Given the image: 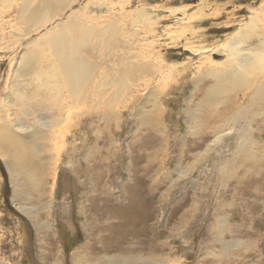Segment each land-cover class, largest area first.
Instances as JSON below:
<instances>
[{"label": "rangeland", "instance_id": "1", "mask_svg": "<svg viewBox=\"0 0 264 264\" xmlns=\"http://www.w3.org/2000/svg\"><path fill=\"white\" fill-rule=\"evenodd\" d=\"M78 1L67 0L69 10L78 11V7H84L89 0ZM203 1L214 4L204 9L207 17L211 16L192 22L193 32L177 28L173 17L179 15L175 14L164 20L156 19L153 30L157 37L153 38L148 29L151 26L137 19L143 9L152 8L148 12L151 17L165 16L167 10L182 14L184 9L195 10L194 6ZM0 2V27L7 32L8 24L12 25V30H19L22 25L16 19L15 9L19 1ZM104 2L100 14L106 12L107 16L121 13L118 7L107 8L109 2L125 3L121 14H127V39L130 34L133 39H140L135 46L127 42V55L128 52L129 55L142 53L144 48L148 52L150 48L145 44L158 38L153 57L160 58L163 67L175 68L165 81L152 82L161 105L160 113L154 115L155 110L153 115L149 114L153 109V100L149 103L146 98L150 87L139 95L127 89V94L112 109V118L105 123L100 116L102 120L94 135L97 149L89 148L96 156L88 155L87 148L91 146L88 138L93 134L84 128L85 120L89 119L86 115L81 117L83 128L67 139L66 147L59 155L57 153L56 162L48 159L52 151L42 153L41 164L36 161L38 168L32 176L38 181H47L48 187L44 191H28L32 198L30 203L39 210L38 222H46L50 227L39 232L35 222L19 209L17 190L10 182L6 160L0 156V264H73V254L77 258L84 255L91 264H98L100 257L109 255L149 259L151 264H264V101L252 103L247 91L241 90L226 97L227 101L216 110L203 108L201 98L213 81L204 78L201 81L200 75L212 61L220 60V64L228 58L217 48L207 54L194 52L201 50L200 47L218 46L236 33L234 25L244 26L249 18L263 15L264 0ZM215 6L217 11L212 12ZM87 7L88 3L84 9L89 10L87 16L99 11L96 6ZM179 30L184 33L175 35ZM4 41L3 52L9 48L8 35ZM121 51V47L114 50L115 53ZM16 52H11L0 64L1 83L9 59ZM208 60L211 62L199 65ZM131 78L127 80L129 85L134 79ZM133 95L136 98H132ZM244 108L245 115L241 118ZM141 110L145 114L143 118L150 121L149 126H140ZM103 111L100 110L99 115ZM188 111L199 119L205 118L209 130L198 135L202 144L192 151L188 150L189 143L199 141L197 135L189 134L188 127L201 119L189 120ZM227 125L235 129L234 132L194 161L195 155L213 141L212 130L226 132ZM239 134L245 139L238 137ZM84 158L88 159L87 163ZM91 164L94 169L86 173ZM248 189L254 190L253 194ZM120 232H125L122 234L127 240V253L107 252L103 246L120 237Z\"/></svg>", "mask_w": 264, "mask_h": 264}, {"label": "bare ground", "instance_id": "2", "mask_svg": "<svg viewBox=\"0 0 264 264\" xmlns=\"http://www.w3.org/2000/svg\"><path fill=\"white\" fill-rule=\"evenodd\" d=\"M18 1V7H14L18 14L16 19L23 27L14 31L11 29L12 25L7 24L11 29L7 32L5 28L0 27V64L7 59L11 52L17 50L15 55L8 58L9 64L4 82L0 81V90H2L0 91V156L5 158L10 182L14 183L17 190L19 209L35 222V228L39 232L41 229L46 230L50 227L46 222H38L37 213L39 210L34 206L35 204L30 203L32 198L29 192L38 189L44 191L48 187L47 181H38L37 177L32 176L38 168L36 161H40L41 154L52 151L48 159L56 162L60 150L66 147L67 139L72 138L74 131L79 133L83 128L81 117L86 115L89 119L85 120L84 128L93 134L88 138L91 145L87 148L88 155L96 156L89 148L97 149L94 145V135L96 127H99V120L103 119L102 121L107 123L112 118V109L120 98L127 94V89L129 92L132 90L139 95L141 91H145L149 87L146 98L149 103L150 100H153L151 103L153 109L152 113L150 111L148 113L153 115V112L157 110L154 115H159L161 105L157 102L158 95L152 87V82L155 79L160 82L165 81L167 76L174 73L175 68L172 66L171 69H167L163 67V62H159L160 58L157 60L153 57L154 43L158 42V38L148 41V45L145 44L150 48L148 52H145L146 48H144L142 53L136 52L129 55L128 52L127 55V42L135 46L140 39H133L131 34L127 39L128 32L125 24L127 14H121L125 6L123 2H119L117 5L109 2L106 5L107 8L111 9L112 7L114 10L115 7H118L121 9V13L120 16H115L113 14L115 12L107 16L106 12L100 14L101 11L103 12V9L100 8L106 4L104 0L103 2L102 0H89L87 1L88 7L96 6L99 11L96 15L87 16L88 9L84 11L87 3L84 7H78V11L76 9L71 11L67 0ZM76 1L78 0H73V2ZM211 5L214 4H206L203 1L194 6L195 10L184 9L182 14L167 10V15L159 14L158 17H151L148 12L150 13L152 8H148L143 9L144 12L137 19H142L143 23L151 26L148 29L153 38L156 36L155 30H153L157 23L156 19L164 20L170 15L175 16V14L179 15L173 17L175 26L180 27V30L184 32L192 31V22H200L211 16L209 14L207 17L208 14L206 15L204 12V9ZM216 8L215 6L212 12H216ZM66 11L67 14L64 15ZM261 11L264 12V6ZM60 12H62L61 15ZM234 27L236 33L218 46L216 45L212 49L200 47L199 49L203 51L194 50V52H200L199 54H207L214 52V49L217 48L222 50L228 58L226 62L224 61L225 63L221 62L222 65L219 64L220 60L212 61V64L209 63L211 66L200 75L199 80L201 81L203 78L213 81L201 98L202 107L206 110H216L218 106L223 105L226 97L241 90L247 91L252 103L264 101V13L259 17L249 18L244 26L234 25ZM180 30L174 34L184 33ZM6 35L10 38L9 48L8 45H5L8 49L3 52ZM32 35L35 38L31 39ZM140 38L147 41L145 36ZM118 47L122 48L121 53L114 52ZM207 62L211 61H202L199 62V65ZM131 77L134 78L131 81L133 87L127 84V80ZM201 81L195 82L200 84ZM115 88L117 89L115 90ZM132 98H136V95H133ZM225 109L227 111V108ZM100 110H104L101 115H99ZM245 110V108L242 109L241 118L245 115ZM141 111V114L139 113L141 117L138 119L141 122L140 126H149L150 121L146 117L143 118L142 114L144 113ZM225 114L227 115V113ZM188 115L189 120L191 118L193 120L201 119L190 111H188ZM100 116H103L102 119ZM149 129L152 130V127ZM162 130L165 129L162 128ZM234 130L229 125L225 128L226 132L222 129L212 130L213 141L208 143L202 152L195 155L197 158L194 161H198L208 154L211 147L220 144L221 140L228 134H232ZM188 131L189 134L197 136L209 131L205 118L188 127ZM238 137L245 139L240 134ZM198 141L199 143L197 140L189 143L188 150L192 151L200 147L202 139L199 136ZM6 150L9 152L7 153ZM84 160L86 163L88 162L87 158ZM93 169V164L88 165L86 173H90ZM183 174L185 175V173ZM53 179L54 177H52ZM52 187L53 184L50 186V191ZM247 191L251 192L252 190L248 189ZM252 192L251 194H253ZM43 196L45 195L43 194ZM50 197L52 198V196ZM256 203H258L257 200ZM40 204L42 205V203ZM42 207L45 208V205ZM49 209L48 206V214L50 213ZM122 233L125 232H120V237L109 240L108 244L103 246L107 252L116 251L122 255L127 253V240ZM95 243H98L97 240ZM75 255L72 256L73 264H91L86 262L84 255L78 258ZM109 256L100 257V261L98 257V264H151L149 259L139 257Z\"/></svg>", "mask_w": 264, "mask_h": 264}]
</instances>
